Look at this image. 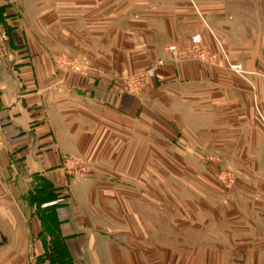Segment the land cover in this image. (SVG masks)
Wrapping results in <instances>:
<instances>
[{
    "label": "crops",
    "instance_id": "0c3cea01",
    "mask_svg": "<svg viewBox=\"0 0 264 264\" xmlns=\"http://www.w3.org/2000/svg\"><path fill=\"white\" fill-rule=\"evenodd\" d=\"M187 3L191 22L159 25L148 0H0V264H264V187L170 195L173 148L183 175L197 158L264 159V0ZM202 31L246 79L165 50ZM62 53L87 74L59 70ZM219 111L240 134L217 133ZM68 156L87 173L70 175Z\"/></svg>",
    "mask_w": 264,
    "mask_h": 264
},
{
    "label": "rangeland",
    "instance_id": "374dc122",
    "mask_svg": "<svg viewBox=\"0 0 264 264\" xmlns=\"http://www.w3.org/2000/svg\"><path fill=\"white\" fill-rule=\"evenodd\" d=\"M148 1L152 2V4H153L154 14H155V16H154L155 21L154 22L159 23V25H160V19L162 17L163 18L167 17L166 16L167 14H169L170 17L173 19L176 18V20L179 17H183V16H185L186 19H189V21L190 20L192 21L194 19L193 14L191 13L190 9H188L189 6L187 3V0H148ZM210 1L211 0H196V3L198 4V6L202 10L204 9L203 11H205L208 9ZM219 1H224V0H219ZM204 22H205L204 26H206L207 22L206 21H204ZM197 37L201 38V41L203 42V44L205 46L204 48L206 50L211 51V52H217V61L215 63H209V62H206L202 59H199V60L204 61V62L209 63V64L217 65V66L218 65L219 66L220 65L227 66L226 62L222 59V56H220L219 45H217L215 40L218 39L219 42L222 44V47L224 48L225 54L229 59L227 48L225 46L224 41L221 38H219L216 34L214 35L212 33V37L214 38L215 45H216L215 49H213V50L208 46V42L205 40L206 37L203 34V31L201 33L193 35L189 39L188 45L184 46V48L191 47L193 45L194 40ZM62 54L66 55L68 57L78 59V57L68 55L67 53H62ZM59 55H61V54H57V56H59ZM195 59H198V58H195ZM229 60L232 61L231 59H229ZM54 62H55V65L57 66V68L59 70H66V71L67 70H73V69L68 68V66L64 62L62 63L61 61H59L56 58V56L54 57ZM80 62L83 64H88L86 62H82L79 60V63ZM150 65H153V64H150ZM243 70H244V68H243ZM244 72H245L244 74H246L245 70H244ZM241 77L246 79V76H241ZM123 80L124 79L122 78V86L124 84ZM138 91H134V92H138ZM125 92H129V91H125ZM253 103H254V108H255L254 110H255L256 117L259 118L261 121H263L264 120L263 115L258 110L255 99L253 100ZM218 113H219V118H218L219 126L217 127V133L219 135H226V134H233V133L236 135L240 134V132H241L240 126H235V127L226 126V124L224 122L225 118L222 117V113L220 111ZM229 145H231V144L229 143ZM229 145L227 143L226 147ZM179 147H182V146L179 145ZM180 149H182V148H180ZM180 153L181 152L178 153L177 149L176 150L174 148L171 149V159H170V166H171V174H170L171 191H170V195H171V199H178V197H180L181 191H178V189H179L178 184L184 183V182L190 183L193 185L196 184V182H198V183L201 182L204 185H208L212 188L217 189L219 193H221V191L227 192V190L231 189L238 182L239 183H248V184H253V185H261L262 187H264V159H258V158L245 159L242 157L243 154L241 152L237 153L236 157L234 156L235 157L234 159L231 157H228V156H226L227 158L223 157V159L222 158H219V159L207 158V159L201 160V159L197 158L195 160H191L192 162H194L191 165V168H194L193 166H197L196 168L200 169V174L199 175L198 174L197 175L196 174H194V175L193 174L183 175V174H178V171H180V169H183V166H185L187 160L185 158H183V156H181ZM69 159H71V158H69ZM77 159H79L78 160L79 164L77 165V167H79L80 165L81 166L83 165L86 167V164L84 163V161L82 159H80L79 157H77ZM63 165H64V168L68 172L69 167L67 168V166L65 164V159L63 161ZM223 173L225 175V180H222L219 177V175H221ZM227 173L233 174V178H234L233 182L228 181ZM189 193L191 194V192H189Z\"/></svg>",
    "mask_w": 264,
    "mask_h": 264
},
{
    "label": "built area",
    "instance_id": "2783aa9c",
    "mask_svg": "<svg viewBox=\"0 0 264 264\" xmlns=\"http://www.w3.org/2000/svg\"><path fill=\"white\" fill-rule=\"evenodd\" d=\"M217 45H219V52L220 56H222V59L226 62L227 66L237 74L241 76H245V72L243 70L242 64L238 61H230L228 57L225 54L224 48L222 47V44L219 42L218 39L215 40ZM204 44L201 41L200 37H197L193 45L188 48H180L176 44H168L165 46V50L168 51L171 54V57L174 60H189V59H202L206 62L209 63H215L217 61V52H211L208 51L204 48ZM56 58L61 61L62 63L64 62L68 68L73 69L74 71H78L87 74V70L90 68L88 64H83L79 63V60L76 58L68 57L64 54H61L59 56H56ZM162 60L157 61L153 65H149L146 68H142L139 70H135L131 73L125 74L123 76V86L122 89L124 91H129V92H134L141 90L146 83L150 80V78L154 75L155 73V68L162 64ZM81 68H80V67ZM71 158V159H69ZM79 159L77 157H66L65 158V164L67 166L68 172L72 176H78V175H83L87 173V168L85 166H79ZM219 177L222 180H225V175L224 173L219 175ZM228 181L233 182V174L227 173Z\"/></svg>",
    "mask_w": 264,
    "mask_h": 264
}]
</instances>
